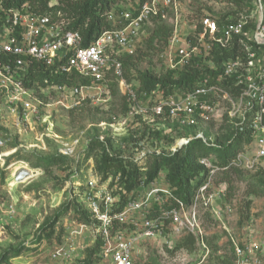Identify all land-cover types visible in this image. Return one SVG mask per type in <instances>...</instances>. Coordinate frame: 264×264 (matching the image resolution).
Instances as JSON below:
<instances>
[{"label": "rangeland", "instance_id": "obj_1", "mask_svg": "<svg viewBox=\"0 0 264 264\" xmlns=\"http://www.w3.org/2000/svg\"><path fill=\"white\" fill-rule=\"evenodd\" d=\"M238 1L179 0L177 7L168 9L161 19L172 26V33L178 29L192 35L201 26L203 16L218 19L229 12L235 17L248 14V3L239 5ZM50 2L54 4L58 0ZM131 2L121 0L119 4L129 7ZM115 18L116 15H111L112 22ZM153 26V20L145 26L134 52L136 63L126 72L135 87L139 85L141 73L151 71L163 76L170 71L162 57L166 46L152 48L147 44ZM181 72H175L174 78ZM32 93L41 103L37 113H26L21 108L13 111L5 101L0 111V136L4 140L0 147V256L7 250L20 249V255L10 260L13 264H86L96 242L92 214L87 220L82 214L87 208L84 193L89 181L97 176L94 159H85L90 140L99 138L113 155L146 166L154 154L174 152L185 145L182 138L188 137H182L181 127L169 118L131 115L128 101L120 90L110 89V94L94 91L92 98L81 102L71 97L65 101L66 105L59 103L54 88ZM239 120L237 116L215 112L199 116L194 126L197 129L194 134H203L199 138L203 139L205 150H210L207 157L216 166L211 184L196 206L204 241L197 238L192 249L177 248V243L187 234H176L169 225L166 235L145 239L136 247L133 264H224L222 256L233 263L234 241L251 252V264H264V195L248 194L250 186L258 181L264 162L253 170L236 166L242 174L233 173L230 182L223 179L218 164L219 149L231 141L236 127L241 131ZM155 131H161L168 138H155L152 134ZM194 134L189 137L196 138ZM76 139H79L76 155H64V144ZM253 149L252 140H246L237 156L250 157ZM55 155L69 160L49 165L46 159ZM21 168L29 169L32 177L16 183L14 174ZM100 184L107 186L114 197L122 187L119 176L101 178ZM154 187L168 190L159 192L161 202L170 197L166 171L160 172L153 183H144L138 188L134 198L142 199ZM249 200H252L250 208L247 207ZM151 202L155 204L154 199ZM65 205H69L68 211H64ZM188 212L185 208L183 213ZM52 219L56 220L53 235L37 240L42 226ZM58 246H66L71 254L66 258L52 257V250ZM92 258L90 264H95L98 255Z\"/></svg>", "mask_w": 264, "mask_h": 264}, {"label": "built area", "instance_id": "obj_2", "mask_svg": "<svg viewBox=\"0 0 264 264\" xmlns=\"http://www.w3.org/2000/svg\"><path fill=\"white\" fill-rule=\"evenodd\" d=\"M8 1L0 0V111L3 101L13 111L20 108L26 113L39 111L41 103L35 100L33 90L25 86L24 72L30 64L40 62L56 72L75 73L85 79L79 85L54 86L63 105L71 97L79 102L92 98L94 91L110 94L111 76L127 98L131 115L152 114L176 120L185 127L195 126L199 116L215 112L237 116L241 130L246 127L251 131L254 149L250 157L240 154L232 164L253 170L264 162V0H252L253 9L248 14L237 18L229 15L222 24L217 18L203 16L201 30L192 35L175 29L162 54L167 69L180 72L195 67L205 68L207 72L190 90L169 95L157 90L139 95L125 75L121 57L133 54L145 26L152 18L176 8L179 0H144L136 13L126 10L116 15L113 27L87 46L83 45L80 33L65 31L63 23L38 12L31 2L8 6ZM234 45L238 47L237 55L218 65L216 48L231 49ZM195 137L203 134L199 132ZM190 139L182 138V141L187 144ZM3 144L0 136V147ZM78 144L79 139L64 144L62 153L76 155ZM200 162L209 169V176L188 207V214L183 213L187 207L177 199L178 207H163L159 192L168 190L158 187L117 210V198L107 186L100 184L101 178L97 175L90 180L84 200L92 214L95 239L102 243L95 264H133L136 247L145 239L166 235L169 225L176 234H192L203 242L196 206L211 184L216 166L206 156ZM31 177V171L26 168L14 174L16 183ZM152 199L159 208L155 216H151ZM233 243V264H251V252ZM70 254L66 246H58L51 252L54 258H66Z\"/></svg>", "mask_w": 264, "mask_h": 264}, {"label": "trees", "instance_id": "obj_3", "mask_svg": "<svg viewBox=\"0 0 264 264\" xmlns=\"http://www.w3.org/2000/svg\"><path fill=\"white\" fill-rule=\"evenodd\" d=\"M121 0H58L51 4L50 0H10L8 6L21 5L25 2H31L35 10L42 14H47L53 17L56 21L63 23L65 31L78 32L83 38V45L91 44L101 33L113 27L111 15H118L126 10L137 12L139 4L144 0H132L129 7H124L119 4ZM243 2L248 3L249 12L253 9L252 0H240L239 5ZM233 15L226 13L218 18V22L222 24L226 17ZM162 16L154 17V26L151 30L149 38L146 40L149 47H165L168 44L169 37L172 34V26L162 22ZM234 18H237L234 16ZM250 26V25H249ZM254 27V26H252ZM201 30V26L198 31ZM237 45L231 49L216 48L215 55L218 65L222 60L229 56L237 55ZM135 57L133 54H124L121 60L124 65L125 75L127 70H130L135 65ZM207 72V69H197L195 67L183 70L181 75L175 79V71H169L163 76L154 74L151 71L139 74V85L136 87L139 95L143 92H152L157 90L165 95L173 94L177 91H187L194 87L198 79ZM128 79V78H127ZM129 80V79H128ZM25 86L31 88L35 93L40 90L52 89L54 86L61 84L67 86L79 85L85 83V79L72 73L70 75L56 72L43 63L34 62L24 72ZM37 91H36V90ZM110 89L114 92L119 90L118 83L115 78L111 77ZM55 90V89H54ZM56 91V90H55ZM123 97L127 99L124 95ZM128 101V100H126ZM129 104V103H127ZM177 122L176 120H173ZM180 128L182 137H191L197 132L194 126L185 127L176 123ZM239 127V126H238ZM235 135L231 141L220 150L218 164L221 167L223 179L230 182L233 173L242 174V170L237 168L232 162L237 157V153L242 143L246 140H252L251 131L246 127L239 131L236 127ZM155 138H168L161 131L152 132ZM196 134H194L195 136ZM109 141V140H108ZM112 147V145H111ZM206 146L203 139L196 137L190 139L187 144L174 152L154 154L153 160L148 162L146 166H139L132 159L125 160L118 155H113L107 148L103 147V142L99 138H92L87 146L85 159L93 158L95 162V171L102 179H108L119 176L120 191L117 195V203L115 209H123L135 197L138 188L145 184L153 183L159 176L160 172L166 171V179L170 188V197L162 204L163 207H178L177 200L182 202L187 208L190 207L197 194V191L202 187L209 176V169L200 163V158L208 156L210 150H205ZM214 152L215 148H212ZM68 157L62 155L52 156L46 161L48 164H58L68 161ZM249 195H264V169L259 173L258 181L252 184L248 190ZM177 199V200H176ZM252 200H249L247 207L250 208ZM158 206L154 204L151 216H155L158 212ZM69 210V205L64 206V211ZM79 212V211H78ZM83 219L87 220L91 217L90 211L86 208L82 212ZM86 216V217H85ZM56 220H48L38 234L37 240L43 237H51L54 233ZM168 224V221H167ZM197 237L192 234H187L177 243V248L192 249L197 243ZM101 241L96 240L94 248L91 250L89 260L86 264H90L94 259L95 254H99L101 250ZM20 249L7 250L0 256V264H13L10 260L13 257L20 255ZM224 264H233L231 260L222 256ZM98 259V258H97Z\"/></svg>", "mask_w": 264, "mask_h": 264}]
</instances>
